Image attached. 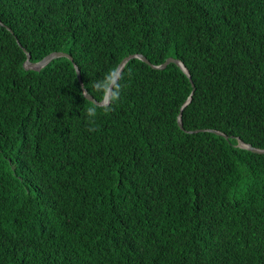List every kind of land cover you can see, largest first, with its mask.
I'll use <instances>...</instances> for the list:
<instances>
[{"label":"trees","instance_id":"1","mask_svg":"<svg viewBox=\"0 0 264 264\" xmlns=\"http://www.w3.org/2000/svg\"><path fill=\"white\" fill-rule=\"evenodd\" d=\"M55 52L74 60L26 67ZM133 54L193 81L131 58L90 123L81 93ZM246 145L264 149V0H0V264H264Z\"/></svg>","mask_w":264,"mask_h":264},{"label":"clouds","instance_id":"2","mask_svg":"<svg viewBox=\"0 0 264 264\" xmlns=\"http://www.w3.org/2000/svg\"><path fill=\"white\" fill-rule=\"evenodd\" d=\"M124 88V77L118 70V66H112L100 77L93 78L88 89L91 93L93 91L98 93L100 100L92 101L85 109V115L89 122L95 120L99 108H102L104 112L111 111L112 107L121 100ZM81 95H86V93L82 92Z\"/></svg>","mask_w":264,"mask_h":264},{"label":"water","instance_id":"3","mask_svg":"<svg viewBox=\"0 0 264 264\" xmlns=\"http://www.w3.org/2000/svg\"><path fill=\"white\" fill-rule=\"evenodd\" d=\"M61 56H65V57H68L69 59H71L72 61L74 60V58L70 55V54H67V53H64V52H55V53H52L50 55H48L47 57H45L43 60L39 61V62H32L31 61V54L28 53V59L26 61V67L27 68H31V69H35V70H40L42 69L43 67H45L48 63H50L53 59L55 58H58V57H61ZM134 57H138L140 59H142L143 61L149 63L150 65H152L153 67L155 68H160V69H163L165 68L169 63H177L179 64L190 76L191 80H192V76L190 75V72L189 70L185 67V65L178 61L177 59L173 58V57H170L169 59H167V61L161 65H154L151 63V61L143 54H133V55H129L128 57H126L125 59H123V61L120 63L119 67H118V70L120 71V73L122 72V69L124 68L125 64L131 59V58H134ZM76 68H77V72L79 74V78H80V81L82 82V76H81V71L79 69V66L76 65ZM193 81V80H192ZM83 83V82H82ZM194 85V83H193ZM195 87V85H194ZM84 92L86 93V97L91 100V101H94L96 100L89 92L87 89L84 90ZM195 92V89L193 90V93ZM191 100V98H190ZM189 100V101H190ZM179 124L180 126L183 128V122H182V113H180V117H179ZM217 133L221 134L220 132L216 131ZM248 148H250L252 151L254 152H258V153H264V149H259V148H255V147H252L251 145H246Z\"/></svg>","mask_w":264,"mask_h":264}]
</instances>
